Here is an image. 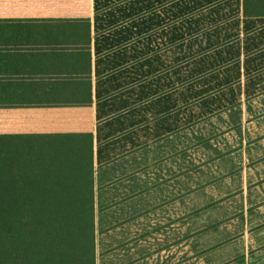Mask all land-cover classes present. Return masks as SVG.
<instances>
[{
	"label": "crops",
	"instance_id": "1",
	"mask_svg": "<svg viewBox=\"0 0 264 264\" xmlns=\"http://www.w3.org/2000/svg\"><path fill=\"white\" fill-rule=\"evenodd\" d=\"M258 5L246 13L245 0H0V134L91 135L96 264H264V194L250 173L264 157ZM191 12L203 31L197 55L167 70L162 47L183 37ZM193 62L194 83L208 82L185 97L175 72ZM201 126L204 136L240 129L243 217H188L184 202L163 197L171 203L157 218L150 193H171L184 140Z\"/></svg>",
	"mask_w": 264,
	"mask_h": 264
},
{
	"label": "trees",
	"instance_id": "2",
	"mask_svg": "<svg viewBox=\"0 0 264 264\" xmlns=\"http://www.w3.org/2000/svg\"><path fill=\"white\" fill-rule=\"evenodd\" d=\"M0 264H96L90 134H0Z\"/></svg>",
	"mask_w": 264,
	"mask_h": 264
},
{
	"label": "rangeland",
	"instance_id": "3",
	"mask_svg": "<svg viewBox=\"0 0 264 264\" xmlns=\"http://www.w3.org/2000/svg\"><path fill=\"white\" fill-rule=\"evenodd\" d=\"M186 2L188 3L189 0H186ZM174 7L175 6H171L168 9L171 10ZM185 18L188 21V28L183 34H180V36L183 37L178 40L176 37L175 41L170 40V42L167 43L169 48L162 47L164 49H168L167 55L169 57V64H167V70L180 66L183 61L192 60L193 58L190 57V55H197L193 44L199 41L195 38L203 31L198 30V26L195 25V19L197 16L194 15V12L188 13ZM170 24H172V22ZM174 25H171L170 27L171 33L177 32L180 28ZM185 41L186 44H183ZM177 54H180V56H177ZM177 57H180L182 60L179 62H173V60ZM197 65V62H193L181 67L175 72L176 81L179 82V86H185V88L182 89L185 97L195 93H202L205 84L208 82V80H201L194 83V81L199 78V75H195L194 73V69ZM201 97H203V95L199 96L197 99ZM216 99L217 105H220L218 107H222L223 104L221 103V95H218ZM212 104L213 99H209L203 102V104L195 106V109L201 111L204 106L210 107ZM224 116L225 114H222L218 117L219 121H222V119L225 118ZM231 117L233 121L235 119H239L236 111H234ZM201 120L187 122L186 128L197 126V124L202 122ZM229 121L230 120L228 118L227 122ZM208 125L209 124H204L207 130ZM230 127L232 126L225 128L217 126L214 128V130L217 129L214 134L204 136L203 132L205 128L201 126L196 129V136L184 140V148L180 149L184 154V173L181 177L180 175L170 176L171 179H175V183L172 185L173 190L171 193L163 192L162 190L150 193V199L153 201V207L151 210H153L154 215L157 213V218L159 217L158 211L165 213L169 207L167 205L171 203V200L165 202L163 197H166V199L170 197L172 199L171 205H175L177 202H184L185 214L188 217L204 215L207 213L211 214L212 210L214 223L221 221L227 222L233 217H243V191L241 187V182H243V165L240 161L241 153H238L241 150L242 145L240 139L238 138L240 129L239 131H235L232 135L227 136L226 133L222 134L223 130ZM213 138L217 140L214 142L213 140L211 141ZM254 142L255 150L257 152L262 151V144L259 141ZM213 151L216 152L214 156ZM228 151L234 152V155L230 154ZM226 152H228V154L225 157ZM250 165L253 167L250 173L252 172V174H254L253 177L256 179V184L260 186L258 191L259 193L264 194V157L260 161L257 160V162L252 160ZM85 183V178L81 177L78 185L84 188V192L86 190ZM252 185L253 183H250L251 187L249 186L251 193L254 191L252 188H256V185L254 187H252ZM196 186H199V188H192ZM206 186L211 188L206 190ZM256 194H258V192H256ZM253 215H258V212Z\"/></svg>",
	"mask_w": 264,
	"mask_h": 264
}]
</instances>
